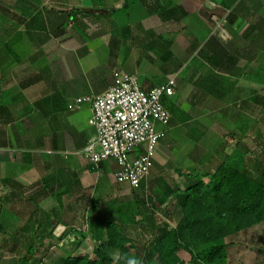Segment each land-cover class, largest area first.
<instances>
[{
	"label": "crops",
	"instance_id": "obj_1",
	"mask_svg": "<svg viewBox=\"0 0 264 264\" xmlns=\"http://www.w3.org/2000/svg\"><path fill=\"white\" fill-rule=\"evenodd\" d=\"M74 10L88 13L93 23L105 26L108 21L111 28L90 36L85 18L84 26L72 21ZM101 16L105 22L99 21ZM74 26L80 29L72 31ZM63 30L72 31L71 36L53 42ZM103 31L108 38L100 35ZM191 59L197 68L191 71L194 82L190 76L185 80L186 91H200L206 105L214 98L217 109L233 102L224 110L232 134L250 133L251 107L264 110V0H0V201L3 195L8 203L37 195V213L33 210L25 219L13 213L11 226L18 227L13 236L28 234L36 226L37 243L57 239L56 228L65 232L67 220L77 214L87 222L89 212L99 210L107 198L103 191L115 171L112 161L92 168L79 154L95 135L89 124L91 107L70 110L68 103L105 91L113 69L137 75L145 90L169 79L175 83ZM196 77L201 88L191 86ZM205 104L191 110L177 106L182 114L169 122L157 147L158 169H167V155L174 150L180 165L176 170L184 172L189 153L181 149V134L178 140L167 139L188 121L193 122L188 131L204 137L207 121L190 118L204 116ZM154 164L145 183L152 178ZM192 170L197 171L192 167L187 175ZM94 175L93 186L103 198L94 199L99 201L95 208L90 206Z\"/></svg>",
	"mask_w": 264,
	"mask_h": 264
},
{
	"label": "rangeland",
	"instance_id": "obj_2",
	"mask_svg": "<svg viewBox=\"0 0 264 264\" xmlns=\"http://www.w3.org/2000/svg\"><path fill=\"white\" fill-rule=\"evenodd\" d=\"M12 8H16L15 11L19 12V9L17 8V5L12 4ZM16 6V7H14ZM59 6V5H57ZM63 7V5H62ZM65 7V6H64ZM144 7V6H143ZM69 9V8H68ZM81 11V10H80ZM84 12V11H83ZM123 14V12H122ZM80 18H85V21L87 24H90V29L88 33L91 36L92 34H98V29L111 28L107 23H105V26L101 24L93 23L92 19H89L88 16L80 14ZM99 19V18H98ZM82 21V20H81ZM100 22H105V20L102 19V16L99 20ZM77 26H74L71 28L72 31H77L75 28ZM104 27V28H103ZM69 31V30H68ZM63 32L58 33L57 37H54L55 39L53 42H63L65 41L66 36H71V32ZM98 32V33H97ZM54 34V33H53ZM100 35H104V38H108V35L106 32L100 33ZM89 36V37H90ZM52 38V37H51ZM39 42V41H37ZM104 50V49H103ZM105 52H103L104 54ZM182 53V51L180 52ZM189 54V53H188ZM95 56V55H94ZM93 56V57H94ZM193 59V58H192ZM191 61L185 63L184 65L187 66L188 64L190 66L182 67L181 71H179V74L177 75L176 82H175V94L171 97L170 100L176 105H184L190 110L192 108L200 109L199 106L201 104H205L206 101L203 99L200 101L199 99V93L200 91H195L193 89L186 91V85L187 82L185 81L188 76H190V81L194 82L191 78V71H193L192 68H197V66H192L193 62ZM191 62V63H190ZM199 70H203V68H199ZM178 73V72H177ZM202 75V74H201ZM195 77V76H193ZM221 78H224L223 76ZM202 82L199 81V78L196 77L195 83H191V86H194L195 88H201ZM190 97V99H188ZM213 97V96H212ZM195 100V104H193ZM199 100V102H198ZM209 105H206L207 107L204 116L200 115H192L190 118L191 120H196L198 123L199 120L201 123L203 121H207L205 124V135L201 138L198 134L195 135L193 132L188 131V125H193L192 121L185 122L183 124L184 128H174L173 132L169 134V138L167 141L170 140H178V134H181V149L185 150L188 154L187 159L184 161L183 171L176 170L180 165H177L176 160L178 156V151L172 150V153H168V158L166 159L167 163L165 164V167H167L166 170L158 169L156 164H154V171L152 178L145 183L144 190L142 189H130L126 185H119L115 183L114 180V174L113 172H110L111 179L107 183V187H105V190L103 193L107 196L105 199V202L101 206L99 210H97L94 213L89 212V220L85 221V216L83 217V220L80 219L79 215L77 214V218L74 220H67L69 224L68 228H66V236L65 238L64 233L61 228H56V238L48 239L44 243L39 244L37 241L35 242L36 246V252L34 258H40L43 264H49L53 259L65 255V253L69 251H74L75 255H88L90 257L93 256V248L95 243L92 242L90 239V235L88 234L84 239H82V236L79 234V232H85L86 228H88V222L91 218L101 217V219L106 220L110 219L111 217L120 216V208L126 207L129 205L131 206V203L133 204L134 201V195L137 194L140 197H144L145 204L140 206V216L144 219L143 222L138 223H125L123 226V231L125 234H127L129 237L132 238L136 245V249L132 251V257L134 259L138 258V255L143 254L144 249L146 251L151 252L154 248L153 242L154 237H156V233L158 232L156 228H153L151 226V229L149 230V227H147V224H152L154 221L155 225L162 226L164 224H168L170 226H174L176 224V212L172 211V205L170 202L172 201L170 199L169 202V209L166 208H154L153 203L155 202V197L153 196L156 194L157 190L155 191L154 188H159V190L165 189V184H170L172 187H175L176 184L183 186L187 181L189 182L192 177H190V172L187 175V170H191L192 167H195L196 170L200 173V175L206 171H214L215 167L218 165L219 162H221L224 159H228L229 155L234 158V154L236 151H239L241 154H243L244 164L249 165L250 169L252 170L253 174H257V170L255 165L258 164L259 160H262L263 158V152H264V110L263 113L256 107H251V115L249 116V128H251L250 133H243L242 136L237 132V134H232L234 131L231 129L232 123H228L230 120V117L226 115L227 111H224L227 105L226 102H223L224 104L220 106V109H217L215 106V99L211 98ZM208 101V102H209ZM223 108V109H222ZM168 109V108H167ZM192 113V111H191ZM229 117V118H228ZM263 117V119H262ZM178 117H175L176 119ZM254 118V119H253ZM259 118V119H258ZM257 121V124L254 125L253 121ZM210 121V122H209ZM175 123V121H174ZM179 124V123H178ZM214 124V128H211V125ZM176 125V124H174ZM173 125V126H174ZM186 125V126H185ZM208 126L212 129V131H208ZM160 128V127H159ZM235 128V126H234ZM182 131V133H179V130ZM199 134H201L199 132ZM258 134V135H257ZM185 138H191L190 142L189 140H185ZM195 137V140H192V138ZM188 138V139H189ZM186 144V145H185ZM198 145V149H194L195 145ZM244 146V147H243ZM187 147H191L189 150H187ZM193 150V152H192ZM197 150V151H196ZM171 152V151H169ZM177 157V158H176ZM236 157V156H235ZM180 160V159H179ZM259 165V164H258ZM156 167V168H155ZM260 167H262L260 165ZM259 175V174H258ZM96 176H92L90 180V198L93 197V199H96L98 197V200L103 199L101 197L102 192L97 191L95 186H93ZM149 179V178H148ZM163 180L162 181L160 180ZM100 181V180H99ZM102 185H105L102 184ZM154 185V188H153ZM3 201H0V264H19V260H21L23 257H25L26 252L30 245H33L34 238H32V234L37 235V229L36 226L33 227V231H28V234L21 233L19 236H13L14 232L18 231L17 226H11L14 225V219L12 216L13 213H17L19 217H25L29 216L30 213L36 212L37 213V195L34 196L28 195L25 196L23 199H13V203H8L5 200L4 195L2 196ZM31 199H35L34 201H31ZM29 200V201H28ZM9 205V206H8ZM11 206V208H10ZM91 206V204H90ZM167 207V206H166ZM7 208V210H6ZM8 208L9 212L8 211ZM167 210V211H165ZM12 213V214H11ZM35 215L37 216V214ZM15 214V215H17ZM13 219L12 221H9L8 219ZM37 219V217H36ZM87 224V227H86ZM33 225V224H32ZM21 231V230H19ZM68 234L70 237H68ZM156 235V236H155ZM37 240V239H36ZM81 242H79V241ZM232 246L230 249V256H229V264H264V224L257 225L250 230L241 233L240 236H236L231 239ZM113 257H118V252L113 251L112 252ZM179 255L181 258L184 259L185 262H187L190 259V255L184 251L179 252ZM136 257V258H135ZM33 260L29 262V264H36ZM147 264H155L152 260H149Z\"/></svg>",
	"mask_w": 264,
	"mask_h": 264
},
{
	"label": "trees",
	"instance_id": "obj_3",
	"mask_svg": "<svg viewBox=\"0 0 264 264\" xmlns=\"http://www.w3.org/2000/svg\"><path fill=\"white\" fill-rule=\"evenodd\" d=\"M124 5L128 7L127 3ZM79 13L88 16L86 12L74 10L71 13L72 21L78 26H84L81 18H78ZM170 99L163 97L162 101L170 110L172 117L169 122L172 124L174 118L180 116L182 111ZM262 155V160L258 161L259 165H255V170L258 171L256 175L252 173L249 165L244 164V155L236 151L233 159L229 156L228 159L222 160L214 171H206L200 175L198 171L192 170L191 180L183 186L176 184L172 187L166 183L164 191H161L153 185L154 190H157L153 195V207L168 210L171 199V209L178 214V219L175 226H158L154 221L147 224L150 231L153 230L151 226L158 231L151 252L144 249V255L140 253L141 255L134 259L132 251L136 249V245L123 231L125 223L144 221L139 208L145 204V199L135 194L131 206L120 208V216H113L104 221L100 216L97 219L91 218L87 233L79 232L82 239L89 234L95 243L94 257L75 255L72 250L53 259L49 264H129V261L147 264L149 260L155 264H229L228 251L232 246V237L264 224V152ZM91 165L92 168L95 167ZM113 165L112 168L116 169V164ZM160 180L163 183V180ZM144 186L145 181L138 189L143 191ZM98 202L91 199V207L95 208ZM28 228L30 227L26 229ZM31 237L35 241L29 246L25 257L19 260V264H29L35 256L37 235L33 233ZM113 251L118 252L117 258L113 257ZM181 251L190 255L187 262L180 257ZM34 262L43 264L40 258H34Z\"/></svg>",
	"mask_w": 264,
	"mask_h": 264
},
{
	"label": "built area",
	"instance_id": "obj_4",
	"mask_svg": "<svg viewBox=\"0 0 264 264\" xmlns=\"http://www.w3.org/2000/svg\"><path fill=\"white\" fill-rule=\"evenodd\" d=\"M174 94V79L145 90L137 75L113 69L112 83L105 91L76 97L68 103L70 110L83 104H89L92 110L89 124L95 135L79 154L97 168L112 161L116 164L115 182L138 189L154 164L157 147L169 124L163 97Z\"/></svg>",
	"mask_w": 264,
	"mask_h": 264
},
{
	"label": "clouds",
	"instance_id": "obj_5",
	"mask_svg": "<svg viewBox=\"0 0 264 264\" xmlns=\"http://www.w3.org/2000/svg\"><path fill=\"white\" fill-rule=\"evenodd\" d=\"M129 264H135V261H129Z\"/></svg>",
	"mask_w": 264,
	"mask_h": 264
}]
</instances>
